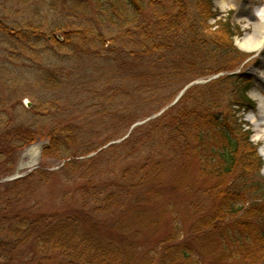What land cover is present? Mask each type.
Wrapping results in <instances>:
<instances>
[{"label": "trees", "instance_id": "16d2710c", "mask_svg": "<svg viewBox=\"0 0 264 264\" xmlns=\"http://www.w3.org/2000/svg\"><path fill=\"white\" fill-rule=\"evenodd\" d=\"M4 3L13 5V0ZM18 3L30 5L31 17L12 23V18L0 19V42L7 47L5 58L12 60L1 64L0 73L16 88L10 101L0 99V164L5 162V171L13 169L16 150L47 139L42 159L64 163L60 169L68 179L88 184L79 189L81 208L0 214V264H264L263 161L233 113L238 98L225 94L230 78L193 86L162 116L104 149L115 140L101 146L90 140L73 151L77 137H90V132H82V125L60 126L63 122L48 129L44 122L52 115L45 104L25 111L35 114L9 113L12 100L22 103V92L36 97L31 89L23 91L24 85L46 94L62 92L67 83L56 65L87 76L89 67L103 81L94 83V105L101 109L97 123L127 135L189 83L227 71L215 59L236 52L237 35L230 28L222 33L229 49L210 40L208 22L219 16L213 0H173L167 6L164 0ZM63 9L68 25L50 23L45 13ZM6 10L5 16L21 13L9 5ZM84 82L77 85L83 88ZM83 124L92 123L83 119ZM139 155H146L144 164L125 167L118 183L99 185L105 171ZM34 175L49 177L41 167L6 184ZM166 192L175 197L168 199ZM187 210L192 221L186 225L182 213ZM164 226L167 231L160 236ZM145 233L153 240L160 237L151 244L142 241Z\"/></svg>", "mask_w": 264, "mask_h": 264}, {"label": "rangeland", "instance_id": "374dc122", "mask_svg": "<svg viewBox=\"0 0 264 264\" xmlns=\"http://www.w3.org/2000/svg\"><path fill=\"white\" fill-rule=\"evenodd\" d=\"M164 2L167 6L169 3L172 4L173 0H164ZM7 4L10 6V9L13 7L14 10L21 8V13L17 15L5 16V14L8 13V10H6L8 7ZM192 4L193 3H191V12H194ZM214 7V13H218L220 16H217L216 20L210 19L208 22V24L213 27V29L209 30V32L212 33V35H210V40L215 45L223 46L225 49H229V44L223 38L222 33L226 29L230 28V30L232 29L233 33L237 35L235 37L234 43L236 52L228 54V56H225L224 60L222 56L220 59H218L219 57H216L215 60L219 61L222 66L227 67V71L209 76V78H230L229 80L225 81V94L227 95L231 92L235 94L236 99L238 98L236 101L239 102L235 103L236 105L233 106V113H235L236 117L239 118L243 123V127L250 132L251 141L258 148V154L263 160L260 174L264 178V142L259 138L260 136L264 135L256 131L259 129L257 127V123L259 121L256 116V108L260 103L259 99L262 96L261 94L264 92V88H262L264 85L262 79V76H264V54L261 55L259 52H251L242 48V44L253 37L252 33H248L247 27L250 26V24L257 25L260 22V19H256L255 17L257 15H264V0H215ZM29 8L30 5H20L18 0H13V5H11V3H4V0H0V19L7 20L12 18L10 21L12 23V21H16L22 17L29 18L31 17V13L28 11ZM172 8L175 10L174 5H172ZM66 13L67 12L63 9V11H57L56 15H50V12L45 14L48 17L50 23H53L54 25L57 24L56 22L58 21L68 25V19L65 17ZM92 18L96 20L95 15H92ZM5 52L7 53V47L0 42V66L2 63L12 62V60L5 58ZM74 63L78 65L85 64L84 61L81 63L75 61ZM198 64L202 68L208 66L206 63ZM61 65L63 66V64ZM246 65L247 68L244 69ZM40 68L44 69L43 65H41ZM68 69L70 68L65 67L63 69L58 65L55 67L56 73H59L63 82L67 83L62 89V92L46 94L42 90H39L41 87L39 88L32 85H24L22 86L23 91L30 89L33 90L36 95L35 98H38V100L26 96V92H22L21 97L18 98V100L21 103L23 99V103L26 98L33 107L35 106V108H40L41 105L45 104L44 107L46 108V114L52 115L51 118H47V121L44 122L48 129L58 122H63V124L60 126L72 125L76 127L77 125H82V132H90V137L89 135L87 138H84L83 136L77 137L76 144L72 148L73 151L77 150V148L84 143H88L90 140L96 142L98 146H101L106 142L107 139L117 140L122 138L126 132L115 135L114 132H109L107 129H102L99 126V122L97 123L98 116L101 114L99 113L101 109L94 105L96 102L95 91L97 90L94 83L96 82L101 84L103 81H101L99 77L96 76L97 74H91L89 72H94L92 68L88 67L85 70V73L87 72L89 74L88 76L80 74V72L67 71ZM207 78L208 77L200 78L199 80L201 81L199 82L205 83L211 80H207ZM83 80L85 81L83 88L85 87V84L88 86L86 91L82 90L83 88L77 85L79 82H83ZM112 84L116 86L115 83ZM15 90V85L10 87L5 78L0 73V99L5 102L8 100L10 101V96ZM99 91H102V94H106L107 89L104 91L100 89ZM63 92L65 94H61ZM113 92L114 89L112 90L111 95H113ZM10 103L12 105V108L9 109L10 116H13L14 114L16 117L20 115L23 116V114L27 115L36 113L35 110L28 111L26 113L25 111L28 109V107L25 106L24 103V106L22 103L20 106H16V100H12ZM51 103L54 105L53 109L50 106ZM101 103L102 105L105 104L103 101ZM42 111L44 112V110ZM70 113L73 115L69 119H63L65 115ZM83 119H87V121L92 124L85 126L83 124ZM47 144V139L40 140L25 148L23 147L19 150H16L14 159L18 160V164L16 160L17 166L15 170L14 167L13 169L10 167L8 171H5L7 169L5 162H1L0 175H2L0 177V214L6 212H16L19 210H27L33 214L39 215L66 213L68 209H71L69 207H82L79 189L87 185L88 181L84 179H68L60 169L64 163H60L51 159L43 160L41 153ZM35 148L39 149L38 158L36 159V162L31 163L29 153ZM146 161V155H139L134 159L121 160L118 162V164H115L113 168L105 171L98 183L99 185L107 186L110 185L111 182L118 183L125 167L133 164H144ZM41 167L48 171L49 177L44 175L43 178H40L37 175H34L31 177V179H28V181H23L21 184H6L12 182V174L14 175L15 173H19L23 177H27L32 175L36 168L38 169ZM166 195L168 199L170 197H175L169 192H166ZM179 209L183 210V206H179ZM182 214L186 225L191 223V213L187 210ZM167 228L168 227L166 226L163 227L160 232V236L166 233ZM158 235L159 233L153 240L151 235L145 233L143 234L142 241L149 240L151 241V244H153L159 239L160 236Z\"/></svg>", "mask_w": 264, "mask_h": 264}, {"label": "bare ground", "instance_id": "6f19581e", "mask_svg": "<svg viewBox=\"0 0 264 264\" xmlns=\"http://www.w3.org/2000/svg\"><path fill=\"white\" fill-rule=\"evenodd\" d=\"M256 19L259 18L260 22L257 25L250 24V26L247 27L248 33H252L253 37L250 38L248 41H245L242 44V48L244 50H248L251 52H259L261 55L264 54V15L259 16L257 15L255 17ZM247 68V65L244 69ZM263 82H264V76H262ZM264 88V85L262 86ZM260 97V103L258 107L256 108V116L258 119L257 127L260 129L256 130L258 133H262L264 135V92L261 94ZM260 140L264 142V136L259 137ZM39 149H33L29 153V157L31 158V163L36 162V159L38 158Z\"/></svg>", "mask_w": 264, "mask_h": 264}, {"label": "water", "instance_id": "95a60500", "mask_svg": "<svg viewBox=\"0 0 264 264\" xmlns=\"http://www.w3.org/2000/svg\"><path fill=\"white\" fill-rule=\"evenodd\" d=\"M190 86H191V85H190ZM190 86H189V87H190ZM189 87H187L186 89H188ZM186 89H185V90H186ZM183 93H184V92L181 93V95L176 99V101H175L171 106H173L174 104H176V103L178 102V100L181 98V96L183 95ZM25 103L27 104L28 107H31V106H32L31 103H30L29 101H27V100L25 101ZM164 111H165V110H163L162 112H164ZM140 124H142V123H138V124H136L134 127H136V126H138V125H140Z\"/></svg>", "mask_w": 264, "mask_h": 264}]
</instances>
